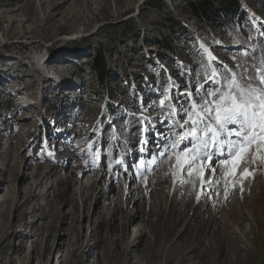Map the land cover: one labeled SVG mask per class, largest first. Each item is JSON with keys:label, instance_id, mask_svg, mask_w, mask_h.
<instances>
[{"label": "rangeland", "instance_id": "rangeland-1", "mask_svg": "<svg viewBox=\"0 0 264 264\" xmlns=\"http://www.w3.org/2000/svg\"><path fill=\"white\" fill-rule=\"evenodd\" d=\"M198 1L0 0V38L15 26L0 43V264H264V162L253 153L243 180L214 156L212 187L172 153L141 164L184 131L175 121L191 101L181 93L200 102L196 88L220 86L206 82L213 67L263 66L223 19L206 28ZM239 1L241 34L264 40V0ZM128 117L123 148L112 135L123 138Z\"/></svg>", "mask_w": 264, "mask_h": 264}, {"label": "snow or ice", "instance_id": "snow-or-ice-1", "mask_svg": "<svg viewBox=\"0 0 264 264\" xmlns=\"http://www.w3.org/2000/svg\"><path fill=\"white\" fill-rule=\"evenodd\" d=\"M201 48L208 53L210 60L215 59L204 45ZM222 68L224 72L218 73L213 67L212 75L206 81L219 87L205 89L201 84L196 88L200 102L193 98L191 92L181 93L191 101L190 109L181 105L186 114L181 118L182 122L175 121L184 131L174 133L176 138L160 145L158 152H150L146 147L140 149L142 153L150 152L151 159L141 160V164L149 166L148 170L172 153L176 156L177 168L189 177L199 175L201 187L205 184L212 187L219 181L205 180V170L215 172V167L210 166L214 156L223 157L219 163L230 166L231 171L226 172V176L239 174L241 180L251 175L247 167L237 171L240 162L246 160L250 153H253L252 162L257 159L264 162V66L253 65L255 74L251 75L247 69L238 75L227 65H222ZM171 99L170 95H164L160 104L172 108V115H176L174 105H165V101ZM141 143L146 146L148 140Z\"/></svg>", "mask_w": 264, "mask_h": 264}, {"label": "trees", "instance_id": "trees-1", "mask_svg": "<svg viewBox=\"0 0 264 264\" xmlns=\"http://www.w3.org/2000/svg\"><path fill=\"white\" fill-rule=\"evenodd\" d=\"M191 8L193 10L194 15L200 19L203 20V22L207 25L206 28L209 27L210 24H212L213 20L218 17V19H223L225 23L223 26L227 28V33L229 34L231 40L233 42H240L244 46H255L256 44V52L258 54V62L264 66V40L261 36H258L256 40L251 39V42H248L245 38V35H242L240 30V19L243 16L247 15V12L245 11L244 7L240 3L239 0H200L196 3H191ZM236 15L242 16L237 19H235ZM244 18V17H243ZM191 58L193 59L194 56L191 54ZM195 65H194V71L196 74H198L199 78H202V70L200 66L199 59H195ZM185 67L188 65H184ZM190 69V67H189ZM249 71V69H248ZM106 72L104 63L101 62V67L99 68V77H100V87L102 90L104 89L105 80H106ZM104 115H108L109 113L114 114L115 111L112 108V105L108 102L105 103L104 109H103ZM128 125H125L120 121L118 122V126L120 129V132L123 135V138H120L119 134L116 132L112 136H115V138H119L121 141V145L123 148H126L127 141L131 140L133 135V118L128 117L126 120ZM104 125H107V122L104 123ZM107 134V133H106Z\"/></svg>", "mask_w": 264, "mask_h": 264}, {"label": "bare ground", "instance_id": "bare-ground-1", "mask_svg": "<svg viewBox=\"0 0 264 264\" xmlns=\"http://www.w3.org/2000/svg\"><path fill=\"white\" fill-rule=\"evenodd\" d=\"M4 11H5V12H8V13H10V12L12 13V10H10V9H5ZM3 13H4V12H3ZM14 21H15V19L12 18V22H14ZM14 30H15V26L13 25V23L8 27V29H4V33L2 34L3 37L0 38V43H2V40H4V39L6 38V37H5V32H6V31H8V32L13 31V32H14ZM18 31H19V30H18ZM16 32H17V31H16ZM19 32H20V31H19ZM21 33H22V32H21ZM29 40H30V39H29ZM29 40L24 41L23 44H22V46H24L25 43H29V42H28ZM34 53L37 54V52H34ZM39 53H40V52H39ZM39 57H40V59H41V60H40V62H41V61H42V58L44 57V55L42 56L41 54H39ZM31 59H32V61H33V58H31ZM9 65H10V63H9ZM36 67H39V68L41 67L40 63H37V61H36ZM39 68H38V69H39ZM21 116H22V115H21ZM25 116H26V115L23 114V116H22L23 118H22V119H26ZM16 235H21V234L16 233Z\"/></svg>", "mask_w": 264, "mask_h": 264}]
</instances>
